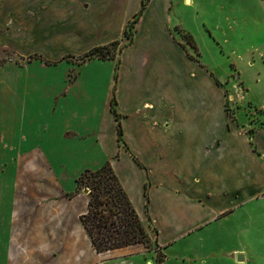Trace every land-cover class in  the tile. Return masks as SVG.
Here are the masks:
<instances>
[{"label":"crops","instance_id":"crops-1","mask_svg":"<svg viewBox=\"0 0 264 264\" xmlns=\"http://www.w3.org/2000/svg\"><path fill=\"white\" fill-rule=\"evenodd\" d=\"M44 1L0 0V27ZM142 3L116 8L122 28L139 20L114 60L69 62L105 44L83 46L81 36L39 49L56 65L0 66V86L10 82L0 100V264H156L158 254L161 264H217L218 255L223 264L241 255L248 220H262L264 128L249 134L231 118L228 88L194 39L197 57L170 28L169 0ZM107 162L157 248L93 246L77 179ZM224 231L239 237L228 250L209 243Z\"/></svg>","mask_w":264,"mask_h":264},{"label":"rangeland","instance_id":"rangeland-1","mask_svg":"<svg viewBox=\"0 0 264 264\" xmlns=\"http://www.w3.org/2000/svg\"><path fill=\"white\" fill-rule=\"evenodd\" d=\"M120 2L45 0L40 10L29 9L8 22V25L0 27V43L5 38L9 41L6 47L0 44V66L13 64L26 67L40 56L39 49L51 39L81 36L83 46L105 43L97 47L107 48L86 63L91 60L107 61L112 55L116 59L121 47L131 42L136 26L134 19L122 28L124 15L121 9L116 10ZM168 4L169 24L174 35L184 42L189 52L191 49L195 53L186 38L191 36L198 48L200 60L208 64L210 70L228 88L227 107L231 118L236 120V117H240L249 134L263 129L264 0H169ZM111 37L115 40L106 44ZM90 51L67 60L79 63ZM197 54L194 55L197 57ZM78 71L75 65V69L68 73L67 80L74 82L79 75ZM9 83L6 81L0 86V100L10 99ZM85 189L89 190V194H86L89 199L96 198L97 191L93 192L90 186L77 189L76 194H85ZM258 215L262 216V220L249 219L248 230L242 234L240 249L243 251L240 254L245 261L238 262L237 255L231 257L232 261L223 255V264H264V210ZM145 227L154 237L152 226L148 224ZM153 237L150 248L155 249L157 244ZM209 238L211 244H223L224 250L239 243L238 236L229 235L226 231ZM218 256L215 259L217 264ZM156 260V264H161L162 256L158 254Z\"/></svg>","mask_w":264,"mask_h":264},{"label":"trees","instance_id":"trees-1","mask_svg":"<svg viewBox=\"0 0 264 264\" xmlns=\"http://www.w3.org/2000/svg\"><path fill=\"white\" fill-rule=\"evenodd\" d=\"M148 2L149 0H143L142 11ZM135 19L136 24L139 16ZM186 38L190 44H193L191 36H186ZM104 49H107L106 46L94 48L76 64L80 66L86 63L87 60L97 56ZM69 58L73 59V56L66 57V59ZM35 59H39L47 65L57 64L47 61L41 56H37ZM114 59L115 56L112 55L107 61ZM114 106L115 101L112 102V112L116 114ZM119 135H121L120 129ZM88 186L92 187L93 192L97 191V194L95 199H89L88 212L81 216V222L98 252L135 244H145L147 247H151L150 234L128 199L110 162L105 163L99 170H87L77 179L78 190ZM101 195L103 197H100Z\"/></svg>","mask_w":264,"mask_h":264},{"label":"water","instance_id":"water-1","mask_svg":"<svg viewBox=\"0 0 264 264\" xmlns=\"http://www.w3.org/2000/svg\"><path fill=\"white\" fill-rule=\"evenodd\" d=\"M84 193H85V194H89V190H88V189H85V190H84ZM237 261H238V262H244V261H245L244 256H243V255H238V257H237Z\"/></svg>","mask_w":264,"mask_h":264}]
</instances>
